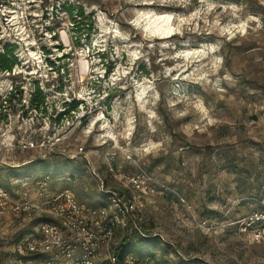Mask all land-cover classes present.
<instances>
[{"label": "rangeland", "instance_id": "1", "mask_svg": "<svg viewBox=\"0 0 264 264\" xmlns=\"http://www.w3.org/2000/svg\"><path fill=\"white\" fill-rule=\"evenodd\" d=\"M4 2L0 53L13 45V66L33 68L39 53L59 57L66 87L91 92V118L106 112L69 135L80 157L10 151L0 187L16 199L50 174L49 192L99 207L110 190L131 195L123 176L145 170L154 189L128 229L143 263L264 264V0ZM158 14L172 15L170 33L146 27ZM43 217L0 213V264L40 263L22 242ZM99 263L111 264L104 251Z\"/></svg>", "mask_w": 264, "mask_h": 264}, {"label": "built area", "instance_id": "2", "mask_svg": "<svg viewBox=\"0 0 264 264\" xmlns=\"http://www.w3.org/2000/svg\"><path fill=\"white\" fill-rule=\"evenodd\" d=\"M5 4L7 2L0 10ZM31 61L36 63L34 68L20 67L16 63L10 69H0V159L8 157L10 151L29 150L39 157L84 155L83 145L70 151L71 146L65 143L76 129L84 130L93 122L94 125L100 122L106 110L102 106L100 116L91 118L94 108L90 105L91 92L84 87L81 90L66 87L63 77H69L68 70L59 57L39 53ZM80 72L82 81L91 83L95 73L89 71V66L80 68ZM37 90L44 94L41 102L33 101ZM104 99L100 100L101 105ZM123 178L124 187L131 195L110 190L107 201L99 207L79 201L69 188L49 192L50 174L27 179L24 184H33L32 187H24L16 199L6 188L0 187V213L10 210L14 214L50 216L43 217L37 231L22 242L25 252L41 259L39 264H100L103 251L111 264H117L115 247L131 222L142 220L138 216L144 206L141 194L154 189V179L145 170ZM263 215L257 214L256 218L263 220ZM254 237L264 240V226L254 232ZM125 263L145 264L131 254L127 255Z\"/></svg>", "mask_w": 264, "mask_h": 264}, {"label": "trees", "instance_id": "3", "mask_svg": "<svg viewBox=\"0 0 264 264\" xmlns=\"http://www.w3.org/2000/svg\"><path fill=\"white\" fill-rule=\"evenodd\" d=\"M63 8L66 11L70 12L71 14L73 13V8L71 4H64ZM73 19L76 20V17H73ZM13 48H14L13 45L7 46L6 49L0 53V69H10L13 67V63H15L17 59L15 53L13 52ZM43 99H44V94L42 93V91L37 90L34 95L33 101L41 102ZM133 230L135 232L132 233H130L129 230H127L125 232V236L115 247L117 264H126L125 263L126 257L127 255L130 254L136 258H139V256H137L136 253L140 249L139 245L141 244L142 239L139 238L138 236L139 231L137 230V228Z\"/></svg>", "mask_w": 264, "mask_h": 264}, {"label": "bare ground", "instance_id": "4", "mask_svg": "<svg viewBox=\"0 0 264 264\" xmlns=\"http://www.w3.org/2000/svg\"><path fill=\"white\" fill-rule=\"evenodd\" d=\"M171 19H172L171 14H164V15L158 14L153 19L149 20V22H148L149 25H147L146 27L152 33H156L155 30H160V29H164V31H166L167 33H170L172 31L171 30V23H170ZM169 35L170 34H168L166 36H169ZM145 91H146V87H143L142 93L145 94Z\"/></svg>", "mask_w": 264, "mask_h": 264}]
</instances>
